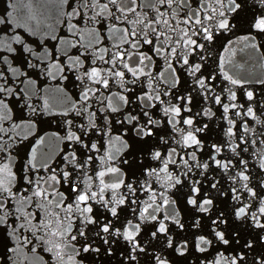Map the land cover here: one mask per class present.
I'll list each match as a JSON object with an SVG mask.
<instances>
[{
  "label": "snow or ice",
  "instance_id": "obj_1",
  "mask_svg": "<svg viewBox=\"0 0 264 264\" xmlns=\"http://www.w3.org/2000/svg\"><path fill=\"white\" fill-rule=\"evenodd\" d=\"M253 59L264 0H3L0 264H264Z\"/></svg>",
  "mask_w": 264,
  "mask_h": 264
},
{
  "label": "water",
  "instance_id": "obj_2",
  "mask_svg": "<svg viewBox=\"0 0 264 264\" xmlns=\"http://www.w3.org/2000/svg\"><path fill=\"white\" fill-rule=\"evenodd\" d=\"M0 6H3V0H0ZM239 34V33H238ZM253 57L255 56V54H251ZM245 60H248V56L245 55L243 56V59H241L240 56H238L235 60V63L236 64H240V63H243ZM252 63L255 65L254 68L252 67H249L248 68V71L249 72H253V74L255 75H264V67H261V64L264 63V61H260V62H257L255 59H253ZM51 83L53 86L56 84V81H51L49 82ZM41 87H43L44 85L41 84L40 85ZM259 94V93H258ZM213 127H215V122L213 123ZM47 131H56L57 128H56V125L55 123H53L52 127L50 129H46Z\"/></svg>",
  "mask_w": 264,
  "mask_h": 264
}]
</instances>
